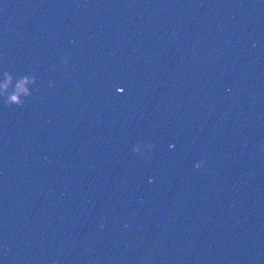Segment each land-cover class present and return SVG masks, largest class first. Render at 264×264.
Wrapping results in <instances>:
<instances>
[{
  "label": "water",
  "instance_id": "95a60500",
  "mask_svg": "<svg viewBox=\"0 0 264 264\" xmlns=\"http://www.w3.org/2000/svg\"><path fill=\"white\" fill-rule=\"evenodd\" d=\"M0 264H264V0H0Z\"/></svg>",
  "mask_w": 264,
  "mask_h": 264
},
{
  "label": "clouds",
  "instance_id": "9594fccd",
  "mask_svg": "<svg viewBox=\"0 0 264 264\" xmlns=\"http://www.w3.org/2000/svg\"><path fill=\"white\" fill-rule=\"evenodd\" d=\"M5 76L7 77V80L6 82L3 84V88L5 90H7L10 86V84L12 83V77L11 75H9L7 72L5 73ZM27 82V77H25L24 79H22L17 85H16V88H17V92H27V89L25 88V83ZM11 102H15V103H18V104H21L22 102L19 100V97H18V94L17 95H12L11 96Z\"/></svg>",
  "mask_w": 264,
  "mask_h": 264
}]
</instances>
